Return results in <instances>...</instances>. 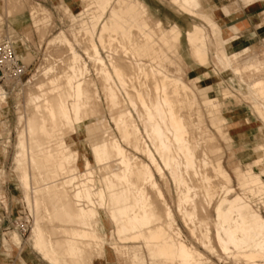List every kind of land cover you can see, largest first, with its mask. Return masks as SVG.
Wrapping results in <instances>:
<instances>
[{
  "label": "bare ground",
  "instance_id": "6f19581e",
  "mask_svg": "<svg viewBox=\"0 0 264 264\" xmlns=\"http://www.w3.org/2000/svg\"><path fill=\"white\" fill-rule=\"evenodd\" d=\"M170 1L208 25L216 38L218 64L246 85V96L264 122V76L244 79L242 74L257 71L258 66L232 65L236 54L227 51L231 46L222 38L219 6L212 0ZM84 4V10L91 15L89 25L80 22V29L90 34L84 51L94 64L107 112L121 141L141 151L160 174L161 165L168 171L176 188L177 211L192 235L199 228L198 240L206 250L216 254L206 221L196 216L197 188L187 181L188 174L200 179L202 196L210 203L220 192L213 201V239L219 253L238 255L246 264H263L259 259L264 258V216L252 206L249 196H230V177L219 155L210 158L204 148L198 154V137L189 134L183 114L184 104L193 107L196 99L181 78L166 73L159 65L158 52L163 48L179 58L177 47L182 33L193 60L206 65L207 38L203 28L195 22L184 31L175 23L169 27L167 23L168 28L162 27L159 20L151 24L148 7L141 0H85ZM221 8L228 11L224 5ZM30 10L34 13L44 9L32 6ZM82 10L80 16L84 14ZM61 37L54 40L67 44L64 64L57 71L49 64L42 71L43 77L30 83L26 112L18 115L24 126L16 136L13 171L33 216L30 232L34 248L51 264H104L101 258L106 237L99 229L103 212L113 226L110 225L114 236L122 240L121 245L111 248L124 257L130 256V264H146V258L149 264H215L181 238L174 213L165 203L150 165L125 153L118 143L100 112L94 83L86 78V62L64 34ZM114 43L124 57H114L106 51L104 58L99 47L111 51ZM199 81L192 88L199 92L212 88L197 86ZM83 133L89 140L92 160L84 157L80 168L74 140ZM257 151L252 160L256 167L264 163V145L258 144L254 149ZM207 165L221 182L213 183V176L205 173ZM96 171L101 174L98 179L93 176ZM236 181L243 192L259 196L258 203L264 208V167L259 172L251 166L241 169ZM146 186L161 200V209L151 201ZM127 243L137 245L129 251L127 245H122Z\"/></svg>",
  "mask_w": 264,
  "mask_h": 264
},
{
  "label": "rangeland",
  "instance_id": "374dc122",
  "mask_svg": "<svg viewBox=\"0 0 264 264\" xmlns=\"http://www.w3.org/2000/svg\"><path fill=\"white\" fill-rule=\"evenodd\" d=\"M141 1H143L149 8L148 12L150 14L149 20L151 24L158 18L153 14L151 8L158 7L160 8V11H163L167 6L166 2L163 3L164 1L160 0ZM212 1L217 5L221 4L226 6L228 9L226 13L231 10L237 11L238 8L246 5L247 9L254 13L264 12V7H259L261 6L259 0H255L259 6L248 5L253 0ZM81 3L84 4L85 0H0V39L10 38L14 43L16 53L19 55L18 57L20 60L28 65L27 74L21 81H0V264H27V258H33L32 253L34 251L45 260L41 253H39L32 245L31 227L25 233H22L15 228L16 222H23L26 218L30 220L31 226L33 216L28 209L26 200L24 199L18 176L13 171V156L16 151L15 142L17 132L24 126L22 121L19 122V116H23L26 112V91L28 90L29 85H31L30 83L43 77V72L49 64L55 69L57 67L59 68L60 64H64L62 60H65L68 55V47L64 42H60L63 34L69 41L71 47H73V50L79 53L82 59L86 62L89 70L86 78L91 80V83H94L93 87L97 92L98 103L100 102V112L103 114L104 120L107 121L113 134H115L114 136L117 141H119L118 143L124 151H126L125 153L128 155L130 153V156L150 165L153 178L162 191L164 201L174 213L176 225L181 231V238L186 243L194 245L204 254V257L213 261L215 264H246V261L238 255H224L221 251L219 253V249L213 239V219L215 217L213 212V201L218 199L220 194L219 191L215 194L212 203H210L207 198L204 199L202 196V189L199 186L200 184H198L200 183V179L197 181L191 174L186 175L189 184L191 183L190 185L192 187H195L196 185L194 189L197 188L195 190L197 192L195 198L196 216L198 219L203 218L206 221L205 225L209 228L212 244L216 247V254H212L206 250L201 243H199V228H197L196 233L192 235L190 228H188L189 225L187 226L181 215H179L176 206V188L168 171H166L163 165H161L163 174L162 172L160 174L141 151L134 150V148L128 143L125 141L124 143L123 140L121 141L122 138L107 112L108 109L100 88V79L94 69V64L92 66V62L88 59L84 51L88 48L90 34L88 35L80 29V22L83 20L85 26L89 25L91 15L88 11L84 10V8H88V6H85L84 4L83 8V4L81 5ZM32 6L36 7L38 10H44L31 13V10L29 11V9ZM75 6H77V8L73 9ZM81 9L84 11L83 16L79 15ZM172 13L174 14L175 11L172 10ZM72 14L76 15V17H72ZM261 18V21L256 22L255 29L261 33L263 40L259 37H255L251 40L252 43L250 45L239 48L240 43L238 41L242 38H237L231 33L225 41L229 47L232 46L234 50L237 51L233 58V66L239 68L242 66L241 68H243L245 67L244 65L250 63L258 66L257 71L249 70L242 74V77L247 80H253L260 75L264 76V15H262ZM194 22L203 28L206 35L208 63L201 68L195 69L194 67L197 66L198 63H196L191 57L190 50L188 49L189 47L184 37L181 36L177 47V52L180 55V58H176L173 56V52H169L167 54L169 58L161 60L159 65L168 74L181 78V80L190 87V91L193 93L191 94L194 95V98L196 99V105L193 107L188 103L184 104L183 114L187 127L189 128V134L191 136L196 135V138L198 137V154H200L199 151L204 148L210 158L215 154L219 155L220 163L230 177L231 184L228 183L229 187L232 188L230 196L235 193L249 196L252 200V206L264 216V208L258 203L259 196L256 194H248V191L246 190L243 192V189L240 190L236 181L237 172L239 170H244L246 167L248 168L251 166L255 172H259L260 169L264 167V163L257 167L252 164L254 155L258 153V151L254 152L255 147L258 144L264 145V122L256 114L251 99L246 96L248 92L246 85L240 83L238 78L234 79L229 70H225L220 64H218L214 49V41L216 38L212 35L208 25L204 21H200V19L199 21L189 20L186 22V28H189ZM162 27H166L163 22ZM230 28L232 29V32H236L239 29L236 26H231ZM60 32L63 33L61 34ZM59 36V41L54 40L56 37L59 38ZM115 46L114 43L111 46V51L110 49L105 50L104 48L103 50L99 47V51L104 58L107 54L106 51H108L109 55H113L114 57L116 55L123 58V52L119 51V48ZM115 48L118 49V52L114 51ZM115 52L116 54H113ZM126 60L129 59L127 58ZM145 64L147 63L144 62V65ZM196 75L200 77V81L196 84L197 86L212 85V88L206 91L210 92L209 94L200 93L194 87L192 88L198 78L195 77ZM231 84H234L235 86H232ZM207 96L210 97V100L212 99L211 104H209L210 100H204ZM1 99L3 101H1ZM222 120L224 121L223 124ZM198 127L199 129H196ZM258 127L262 130L261 133L258 132ZM247 129L252 130L253 136H249ZM89 145L90 143L85 133L80 136H75L74 147L79 150L77 163L80 168L82 167L84 157L88 158L90 161L92 160ZM82 147H84L85 150ZM159 164H161L160 161ZM204 170L205 173L213 176V183L218 184V181H220L219 177L216 178L212 174L213 172L208 165ZM93 176L95 177L94 179H98L101 174L96 171L93 173ZM146 189L148 195L152 198L151 201L154 202L157 208L161 209V200L156 197L155 192L149 189L148 186H146ZM254 204H256V206ZM5 215L8 217H5ZM101 216L99 229L100 232L105 235L104 237H106L103 240L104 245L102 249V257L104 255L113 257L116 260V264H130V256L124 257L122 254L111 248L114 244L121 245L122 240H119L114 236L112 232L113 226L107 221L103 212H101ZM5 219L7 220L6 222H4ZM3 238L6 239V243L3 242ZM14 240L16 244L14 243ZM122 245H127L129 251H131L132 247H135L137 243H127ZM32 248L34 250H32ZM45 261L48 264H51L47 259ZM262 261H264V258L259 259V263L264 264ZM145 263L149 264L147 258L145 259Z\"/></svg>",
  "mask_w": 264,
  "mask_h": 264
},
{
  "label": "crops",
  "instance_id": "0c3cea01",
  "mask_svg": "<svg viewBox=\"0 0 264 264\" xmlns=\"http://www.w3.org/2000/svg\"><path fill=\"white\" fill-rule=\"evenodd\" d=\"M160 1H164L163 3H165V2L167 3L166 9L163 11H160V8L157 7V8H151V10H153V14L158 17L157 20H159L161 22V24H162V22L165 23L166 27H164V28H168L170 26V24L175 23L179 26V28L182 31H184V30H187L190 28V27L186 28V22L187 21H189V20L190 21H199V18L189 16L185 12L181 11L179 8H177V6L172 4V2L170 0H160ZM245 1H251V0H245ZM259 2L261 4V6H259L255 2V0H253L248 5L259 6L260 8L264 7V0H259ZM218 6H219L218 7V9H219L218 20L220 21V25L224 31L223 32L224 34L222 36L223 39L226 40L227 37L231 35V33H232V35H235L237 38L238 37L242 38L240 41H238L240 43L239 48L242 46L245 47L247 45H250L252 43L251 40H253V38H255V37H257V38L259 37L260 39L263 40L261 33L255 29V27H256L255 24H256V22L262 20L261 16L264 15V12L254 13L253 11L248 10L247 5H246V6H243L241 8H238L237 11L231 10L228 13H225L221 8V6H223V5L220 4ZM172 10L175 11L174 14L172 13ZM200 21H201V19H200ZM167 23L169 24L168 27H167ZM231 26H236L239 29L236 32H232V29L230 28ZM181 36H183L185 41H186V35L182 33ZM214 49H215V47H214ZM227 51L228 52H234L235 54L237 53V51L234 50V48L232 46ZM158 53H159L160 61L166 60L169 58V56L167 55L169 53V51H167L165 48L160 50ZM179 58H180V55H179ZM201 67H202L201 65L197 64V66H195L194 68L198 69ZM195 77H198L197 81L200 79V77L198 75H196ZM200 93L209 94L210 92H200ZM209 98L210 97L207 96L204 98V100H208ZM247 132H248L249 136L250 135L253 136V132L251 129L250 130L247 129ZM10 213H11V210H10ZM5 217H8V216L5 215ZM6 221L7 220L5 219L4 222H6ZM3 242L4 243L7 242L5 238H3ZM32 250H34V249L32 248ZM32 254H33L32 255L33 258H27V261H26L27 264H48L44 259H42V257L36 251H34ZM101 260L103 261L104 264H116V260L110 256L104 255L101 258ZM13 264H15V263H13Z\"/></svg>",
  "mask_w": 264,
  "mask_h": 264
},
{
  "label": "built area",
  "instance_id": "2783aa9c",
  "mask_svg": "<svg viewBox=\"0 0 264 264\" xmlns=\"http://www.w3.org/2000/svg\"><path fill=\"white\" fill-rule=\"evenodd\" d=\"M27 71L28 65L23 63L17 56L14 43L10 40V38H1L0 81H21L27 74ZM19 222H16L15 228L20 230L22 233H25L30 229V220L28 218H26L23 222Z\"/></svg>",
  "mask_w": 264,
  "mask_h": 264
}]
</instances>
